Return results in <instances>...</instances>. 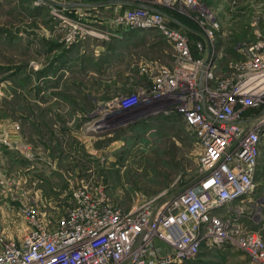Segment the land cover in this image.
<instances>
[{"label": "rangeland", "instance_id": "374dc122", "mask_svg": "<svg viewBox=\"0 0 264 264\" xmlns=\"http://www.w3.org/2000/svg\"><path fill=\"white\" fill-rule=\"evenodd\" d=\"M49 1L90 6L0 0V233L6 238L27 231L22 205L37 206L48 224L65 215L69 183L76 180L103 186L127 211L138 197L174 194L198 174L200 150L174 110L175 97L141 98L136 107L121 109L123 101L152 91L150 77L171 65L172 47L151 31L115 26L118 5L91 6L110 0ZM196 1L195 9L138 3L165 12L176 26L183 19L194 28L199 15L211 16L220 27L211 51L216 73L223 74L228 62L241 58L242 43L256 38L252 22L264 36V0ZM257 189L254 203L235 218L264 242V177ZM247 261L224 245L202 248L186 264Z\"/></svg>", "mask_w": 264, "mask_h": 264}, {"label": "built area", "instance_id": "2783aa9c", "mask_svg": "<svg viewBox=\"0 0 264 264\" xmlns=\"http://www.w3.org/2000/svg\"><path fill=\"white\" fill-rule=\"evenodd\" d=\"M178 3L191 9L201 4L152 0L159 8ZM112 21L122 31H153L172 47L171 65L150 77L152 91L123 101L121 109L136 107L141 98L175 97L174 110L200 150L198 174L174 194L138 197L127 211L101 185L69 183L70 205L54 223L37 206L22 205L27 231L7 238L0 233V264H186L202 248L224 245L241 251L247 264H264L261 236L235 218L254 203L264 137V36L242 43L241 58L228 62L219 76L211 48L220 27L211 16L194 20L200 31L193 32L205 38L195 42L197 57L189 29L171 27L172 20L159 12L138 6L120 12L118 5ZM235 202L239 206L231 210Z\"/></svg>", "mask_w": 264, "mask_h": 264}, {"label": "water", "instance_id": "95a60500", "mask_svg": "<svg viewBox=\"0 0 264 264\" xmlns=\"http://www.w3.org/2000/svg\"><path fill=\"white\" fill-rule=\"evenodd\" d=\"M42 1L47 2V3H49V4L53 5V6L65 7V8H74L76 6H81V7L90 6V5L83 4V3L59 4V3L52 2V1H49V0H42ZM104 4L120 5V6H138V7H145V8L151 9L153 11L159 12L162 15L170 18L173 21H176L175 19H173L170 16L166 15L165 12H162L161 10H158V9L152 8V7L145 6V5L140 4L138 2H132V1H127V0H110V1L102 2V3L91 4V6L104 5ZM208 56H209V49L207 51V58H208ZM205 64H206V62H205Z\"/></svg>", "mask_w": 264, "mask_h": 264}, {"label": "crops", "instance_id": "0c3cea01", "mask_svg": "<svg viewBox=\"0 0 264 264\" xmlns=\"http://www.w3.org/2000/svg\"><path fill=\"white\" fill-rule=\"evenodd\" d=\"M211 4V8H213L214 4L212 2H209ZM229 19V18H228ZM228 19L226 21H228ZM254 25V26H253ZM251 28L254 29V32H253V35L257 36V35H261L262 33L260 32V30L258 29V24L257 22L255 21L254 23L252 22V25H250ZM152 33H155L153 31H151ZM156 34V33H155ZM196 35H198L201 39L199 40L200 42L202 43H205V38L200 34V33H196ZM159 36V35H157ZM219 56V55H218ZM220 57V56H219ZM219 66H217L216 64V68H218ZM220 68V67H219ZM225 70V69H224ZM223 70V71H224ZM222 72V71H221ZM222 75V74H220ZM264 155V154H263ZM264 177V156L261 157V153H260V157H259V166H258V169H257V172H256V175H255V190L253 192V194L251 195V197L253 198L255 196V192L258 190L257 187L260 183V180H262V178Z\"/></svg>", "mask_w": 264, "mask_h": 264}, {"label": "trees", "instance_id": "16d2710c", "mask_svg": "<svg viewBox=\"0 0 264 264\" xmlns=\"http://www.w3.org/2000/svg\"><path fill=\"white\" fill-rule=\"evenodd\" d=\"M124 7H126V6H124ZM126 9H127V8H126ZM126 9H124V10H126ZM169 15H170V14H169ZM182 20H183V19H182ZM182 20L180 19V24L183 25V26H185L186 28L189 29V31L185 30V33L188 35V38H189L190 49H191L192 55H193L194 57H197V56H198V53H197L196 50H195V43L192 44L191 39H192V40L195 39V40H197V41H199V40L201 39L198 35H196V34L193 32L194 30L197 31L198 29H197L196 26H194V28H193V26L190 25V24H188L187 21H185V20L182 21ZM170 26H171V27H174V28H178V27L180 28V26H176L173 22H171ZM132 32H133V31H132ZM134 32H135V31H134ZM159 37L161 38V36H159ZM194 37H195V38H194ZM198 39H199V40H198Z\"/></svg>", "mask_w": 264, "mask_h": 264}, {"label": "bare ground", "instance_id": "6f19581e", "mask_svg": "<svg viewBox=\"0 0 264 264\" xmlns=\"http://www.w3.org/2000/svg\"><path fill=\"white\" fill-rule=\"evenodd\" d=\"M54 2V1H53ZM53 6V5H52ZM145 31H150V30H148V29H145ZM93 35V34H92ZM95 35H97L98 36V34H95Z\"/></svg>", "mask_w": 264, "mask_h": 264}]
</instances>
